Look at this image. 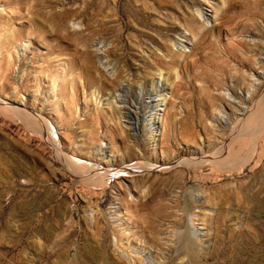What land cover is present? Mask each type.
<instances>
[{
	"label": "rangeland",
	"instance_id": "1",
	"mask_svg": "<svg viewBox=\"0 0 264 264\" xmlns=\"http://www.w3.org/2000/svg\"><path fill=\"white\" fill-rule=\"evenodd\" d=\"M52 1L47 15L65 7L84 13L87 22L89 0ZM157 1L130 4L140 7L138 19L146 28L122 20L144 32L130 28L124 34L126 67L117 80L127 86L131 75L124 109L117 89L98 80L84 84L87 72L75 59L88 52L101 74L115 79L106 57L111 36L100 33L85 45L62 43L50 25L40 31L31 26L34 0H0V264H184L191 262L180 253L187 229L197 264H264V0L255 6L254 0H162V9ZM18 2L28 5L21 11ZM199 10L209 17L205 26H214L208 35L216 43L212 51L228 65L212 84L195 82L192 91L210 93L199 96L202 101L183 97L184 90L175 88L178 79L165 71L154 69L142 79L140 50L127 41L139 35L158 46L162 35H170L172 50L192 60L210 51L196 46L200 36L183 26L182 17ZM104 13L92 29L105 24ZM250 13L255 16L246 19ZM74 15L61 32L87 37L90 30ZM101 40L105 46L97 44ZM133 83L144 91L158 84L165 90L155 98V118L146 114L147 121L155 119L154 131L140 125L139 147L124 117L136 111ZM29 112L45 118L50 137L34 126ZM91 164L104 170L101 176ZM134 165L135 172H117ZM111 167L115 174L109 176ZM156 198L170 217H152ZM151 220L155 233L146 228Z\"/></svg>",
	"mask_w": 264,
	"mask_h": 264
},
{
	"label": "bare ground",
	"instance_id": "2",
	"mask_svg": "<svg viewBox=\"0 0 264 264\" xmlns=\"http://www.w3.org/2000/svg\"><path fill=\"white\" fill-rule=\"evenodd\" d=\"M77 2L78 0H74V2ZM141 1V0H140ZM258 2V1H257ZM255 0L252 1V4L255 6L257 3ZM139 0H89L86 2V5L84 6V12L89 13L88 18H86V21L84 23L83 15L84 13H79L76 14L77 10H72L69 8L63 7V10L59 12L54 11L51 12L49 15H47L44 12V9L50 8L51 10L53 9V1L52 0H45V3L42 5L39 3V0H34V5H33V10L35 13V16H32V18L29 19V22L31 23V26H34V30L40 31L39 27H44L47 28L48 25L51 26L50 31H55V35L52 37L56 40L59 41L61 40L62 43L70 44L76 42L81 45H85L88 42V39L99 35L100 33H104L105 36H111V41L108 43L111 47L106 50L107 58L109 60L108 67L111 69V71L114 73L116 76L115 79L110 80L109 78L104 77V75L101 74L100 70L96 67V65L93 63L92 58L89 56L88 52L85 53H76L75 59L80 61L81 65L80 68H82L84 71H86V78L84 81V84L86 83L89 85L92 82L95 81H100L102 84L107 85L109 88H115L117 89V92L119 93V101L120 103L124 104V109H127V105H125V99L128 97L129 93V86L130 85V73L128 74V78L125 80L128 82L127 86H122V85H117V80L121 76V71L120 67H126L124 62L122 61V51H123V42H124V34L126 31L134 30L136 34L144 35V32L140 31L137 29V27H131L125 24L122 20L124 19H130L131 23L142 27L146 28L148 25L138 19V13H139V8L131 7L130 4H137L138 5ZM162 0H158L155 5L157 8L162 9L163 4ZM19 8L22 11V8L26 7L28 5V2H22L19 3ZM126 4L129 5L130 9L128 10L126 8ZM141 5V4H140ZM257 5V4H256ZM257 8V6H256ZM158 9V10H159ZM258 9V8H257ZM254 10V8L252 9ZM90 11V12H89ZM261 11V10H260ZM105 12V24L103 25H98V28L92 29V25L94 24L93 20L97 21V17L100 15V13ZM259 12V10H258ZM257 12V13H258ZM14 14V12H12ZM18 14V13H17ZM75 14V15H74ZM70 15H74L75 20H79V23L85 27V30L88 29L90 30V33L88 34L87 37L81 36L80 39H72L69 35L63 34L65 32H61L63 28L66 27L67 24V19ZM38 16H43V19H40ZM102 16V14H101ZM254 13H250L246 19L254 17ZM160 17V16H159ZM200 17L203 18V20H200ZM12 18V17H11ZM220 18V23L218 26H215L216 28L221 27V16ZM100 19V17H99ZM42 20V21H41ZM182 20L184 22L183 26L194 36L198 35L200 36L199 42L196 44V46L202 45L204 50L209 49L210 51L207 52H202L198 54V57L188 60L189 55L188 54H183L181 51H173L172 46L169 44L167 38L170 37V35H162L161 38H164V41L162 42H157L156 44L158 46H154L155 43L153 41H146L142 42V40L139 38V35L136 36H131L129 35L127 37V41H129L133 45V49H139L140 50V58H141V64L138 66V71L140 70V73L143 74L142 79L148 78L150 75H153L154 73L152 72L154 69L157 70L160 74L165 71L169 76L172 78L178 79L175 82V88L177 91L184 90L182 96L184 97L187 94H190L191 97L196 98L198 101L201 99L199 96L202 97V99L208 98L210 96V93L208 92H195L192 91L195 82L199 79L202 80L205 84H212L213 80L221 75L225 74L228 70V65H227V60L221 59V56H217L215 51H212L214 47L216 46L215 41L209 38V34H211L212 30L214 29L212 27H206L205 25L209 23V17L207 16V13H205L202 10L197 11V14H189L187 17H182ZM104 21V20H103ZM246 21H243L241 24L246 27ZM101 22V21H100ZM231 23V21L229 20ZM39 24V25H37ZM239 24L240 23H236ZM42 32V31H41ZM46 31L43 33L45 34ZM40 33V32H39ZM47 34V32H46ZM74 34H81L79 32H74ZM41 35V34H40ZM42 36V35H41ZM50 36V35H49ZM179 36L184 39V42L187 43L189 42V39L186 38L183 34H179ZM43 38V37H42ZM75 38V37H74ZM160 40V39H159ZM104 41V40H103ZM102 44V40L100 42H97V44ZM153 45L154 48L150 47V45ZM104 45V44H102ZM106 45V46H108ZM239 45H243V43H240ZM105 46V45H104ZM126 46V45H125ZM162 51L163 55L168 59L165 60V58L159 56L157 51ZM234 52V51H232ZM230 57H233L229 55ZM180 58H183V64H180ZM116 61V63L119 66V69L113 64V62ZM98 73L99 76H96L95 74ZM4 76V75H3ZM10 76V75H9ZM6 81L7 77H3ZM2 77H0V80ZM96 83V82H95ZM134 84V83H133ZM133 91H132V96L134 98V108L135 112H131L130 110L126 111L124 117L128 120V126L130 130L133 132V141L136 146L140 145L141 143V138L139 136V130H141L140 125L147 123L146 125L143 126V129L146 127V130L148 131H154L155 129V119H151L147 121L146 114L150 113V116H156V110L155 108L157 105H155V98L160 97L162 98L165 90L163 87L158 84L157 88L155 90L151 91H144L143 87L141 85H133ZM187 90H190L192 92H189ZM254 96V95H253ZM252 96V97H253ZM264 97V95H263ZM165 100V97H164ZM20 110V109H18ZM24 110V109H23ZM22 113V112H21ZM30 116L29 119L31 122L34 123L35 125H38L39 128L41 129V133L44 136L46 133L47 126L46 124L43 123V120L45 118H42L41 116L37 115L36 113L29 112ZM28 122V121H27ZM132 122V123H131ZM27 125V124H26ZM37 127V126H36ZM38 128V127H37ZM46 136V135H45ZM44 136V137H45ZM50 137L49 135L46 136ZM49 140V139H48ZM51 142V140H50ZM139 147V146H138ZM218 154V156H221V147L220 149L216 150L215 155ZM133 156V153L130 151L127 154V158L130 159ZM217 156V155H216ZM215 157V156H214ZM212 158V157H211ZM219 158V157H217ZM131 160H128V162ZM93 165V166H92ZM77 166V165H76ZM79 168V166H77ZM84 167V166H82ZM88 168L91 169L93 174H98L102 175L101 173L104 171L102 168L97 167L95 164H91L88 166ZM110 168V167H109ZM126 169H121L117 170L119 173H126V172H135L137 169H139L137 166L134 165V167H125ZM142 168V167H141ZM108 170V169H107ZM143 170V168H142ZM115 168L108 171V175L112 176V174H115ZM104 176V175H103ZM199 200H196L198 202ZM200 202V201H199ZM154 205H153V204ZM168 205V204H167ZM177 205H179V202L177 201ZM150 207L153 209L152 212V217H156L158 215L168 218L171 215V212L168 211V208L165 204H163V199L162 198H156L152 200ZM170 209V208H169ZM156 212V213H155ZM182 223V220H178L174 222V224L179 225ZM146 228L152 232L155 233V228L156 226L154 225V220H151L147 225ZM181 241L184 243L185 248L182 250L180 253L186 254L187 258L191 262H187L184 264H197L196 258L198 256V252L195 248V244L193 239L190 237L189 230L187 229L186 233L184 232L181 236ZM216 238H218L216 236ZM232 248H234L236 244V240H232ZM230 242V243H231ZM180 251V250H179ZM137 262H141L140 259H136Z\"/></svg>",
	"mask_w": 264,
	"mask_h": 264
}]
</instances>
